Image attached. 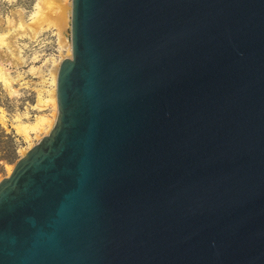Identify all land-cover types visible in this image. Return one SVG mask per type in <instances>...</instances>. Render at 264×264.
<instances>
[{
    "label": "water",
    "instance_id": "1",
    "mask_svg": "<svg viewBox=\"0 0 264 264\" xmlns=\"http://www.w3.org/2000/svg\"><path fill=\"white\" fill-rule=\"evenodd\" d=\"M70 40L0 264H264V0H71Z\"/></svg>",
    "mask_w": 264,
    "mask_h": 264
},
{
    "label": "rangeland",
    "instance_id": "2",
    "mask_svg": "<svg viewBox=\"0 0 264 264\" xmlns=\"http://www.w3.org/2000/svg\"><path fill=\"white\" fill-rule=\"evenodd\" d=\"M35 3L36 0H0V67L7 70L9 77L17 79L13 85L15 93H9L0 80V110L7 119V125L3 126L0 122V180L7 176L6 167L14 166L29 146L23 135L16 132L12 120L15 115L23 117L25 114L34 116L38 113L32 108L37 93L32 88L34 85L29 84L37 78H33L30 68L32 65H40L44 58L59 53L56 36L51 30H40L34 39H30L25 33V23L29 21V14L33 11ZM67 5H71V0H68ZM69 19L71 21V11ZM70 21L65 30L69 41ZM19 23H22L21 28H18ZM18 56L20 61L17 62ZM35 56L39 58L38 62H34ZM53 112L54 109L49 106L44 113L51 118ZM42 136H45V132L33 134L31 144L35 145Z\"/></svg>",
    "mask_w": 264,
    "mask_h": 264
},
{
    "label": "bare ground",
    "instance_id": "3",
    "mask_svg": "<svg viewBox=\"0 0 264 264\" xmlns=\"http://www.w3.org/2000/svg\"><path fill=\"white\" fill-rule=\"evenodd\" d=\"M67 2L68 0H36L33 6L34 9L29 14V21L25 23V33L30 39H34L40 30H51L56 36V43L59 50L56 56H48L44 58L40 65H32L30 68L33 72V78H37V80L30 81L29 84L34 85L32 88L37 93L36 101L32 108L37 110L38 113L34 116L32 115L33 117L30 114H25L23 117L21 115H15L12 120L16 132L21 133L28 142L29 146L27 150L33 146L31 144L32 135H38L41 132H45V135H47L56 121L57 73L61 61L66 57H70L72 53L71 41L65 36L66 25L70 21L69 16L71 11V5H67ZM21 27L22 23H19L18 28ZM1 41L2 37H0ZM16 58L17 62L20 61L19 56ZM38 61L39 58L35 56L34 62ZM0 80H2L9 93L16 92L13 85L16 84L17 79L9 77L7 70L3 67H0ZM49 106H52V109H54L51 118L47 117V114L44 113ZM0 122L3 126L7 125V119H5V114L1 110ZM6 169L8 176L13 169V165H8Z\"/></svg>",
    "mask_w": 264,
    "mask_h": 264
}]
</instances>
